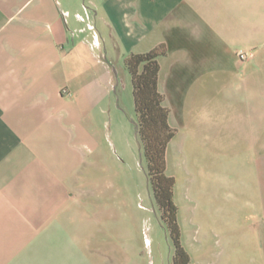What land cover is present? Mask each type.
Wrapping results in <instances>:
<instances>
[{
    "label": "crops",
    "instance_id": "obj_1",
    "mask_svg": "<svg viewBox=\"0 0 264 264\" xmlns=\"http://www.w3.org/2000/svg\"><path fill=\"white\" fill-rule=\"evenodd\" d=\"M160 45L171 125L181 104V130L216 137L220 101L243 140L235 200L257 226L228 228L211 264H264V0H0V264H105L107 116L125 58Z\"/></svg>",
    "mask_w": 264,
    "mask_h": 264
},
{
    "label": "rangeland",
    "instance_id": "obj_2",
    "mask_svg": "<svg viewBox=\"0 0 264 264\" xmlns=\"http://www.w3.org/2000/svg\"><path fill=\"white\" fill-rule=\"evenodd\" d=\"M122 94L120 109L114 103L107 116L110 146L117 161L115 175H105L104 183L107 233L112 220L116 226L115 235L106 239L105 264H172L173 241L149 183L130 79ZM204 105L200 115L203 129ZM173 109L177 132L168 146L167 171L176 178L175 201L185 234L182 243L198 264H211L227 241L228 228L257 226L256 208L247 210L235 200L243 194V140L231 137L225 128L228 123L223 115L228 108L220 101L213 108L217 109V135L212 138L181 130V104ZM112 243L119 246L114 258L108 250Z\"/></svg>",
    "mask_w": 264,
    "mask_h": 264
},
{
    "label": "trees",
    "instance_id": "obj_3",
    "mask_svg": "<svg viewBox=\"0 0 264 264\" xmlns=\"http://www.w3.org/2000/svg\"><path fill=\"white\" fill-rule=\"evenodd\" d=\"M166 53L164 45L143 53H130L125 66L131 75L137 132L143 154L147 159V174L156 204L161 211L176 248V260L192 264L182 243L179 207L175 201L176 178L167 171V151L177 128L170 123V109L164 104V95L158 88L159 57Z\"/></svg>",
    "mask_w": 264,
    "mask_h": 264
},
{
    "label": "flooded vegetation",
    "instance_id": "obj_4",
    "mask_svg": "<svg viewBox=\"0 0 264 264\" xmlns=\"http://www.w3.org/2000/svg\"><path fill=\"white\" fill-rule=\"evenodd\" d=\"M168 232H169V229H168ZM169 234H170V232H169ZM172 238V237H171ZM172 241H173V253H172V258H171V262H172V264H173V262H174V260H176V248H175V244H174V239L172 238ZM177 263L178 264H182V262H180V260H178L177 259Z\"/></svg>",
    "mask_w": 264,
    "mask_h": 264
},
{
    "label": "built area",
    "instance_id": "obj_5",
    "mask_svg": "<svg viewBox=\"0 0 264 264\" xmlns=\"http://www.w3.org/2000/svg\"><path fill=\"white\" fill-rule=\"evenodd\" d=\"M240 56H241V58H248L249 54L248 53H241Z\"/></svg>",
    "mask_w": 264,
    "mask_h": 264
}]
</instances>
